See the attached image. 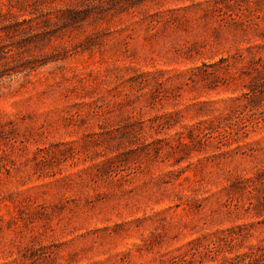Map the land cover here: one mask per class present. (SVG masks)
Masks as SVG:
<instances>
[{"label":"rangeland","instance_id":"1","mask_svg":"<svg viewBox=\"0 0 264 264\" xmlns=\"http://www.w3.org/2000/svg\"><path fill=\"white\" fill-rule=\"evenodd\" d=\"M0 264H264V0H0Z\"/></svg>","mask_w":264,"mask_h":264}]
</instances>
